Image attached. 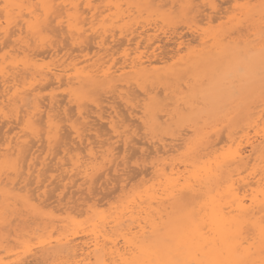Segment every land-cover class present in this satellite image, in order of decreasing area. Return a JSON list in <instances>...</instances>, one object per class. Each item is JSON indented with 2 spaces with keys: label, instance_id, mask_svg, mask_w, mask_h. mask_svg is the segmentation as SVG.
Instances as JSON below:
<instances>
[{
  "label": "rangeland",
  "instance_id": "1",
  "mask_svg": "<svg viewBox=\"0 0 264 264\" xmlns=\"http://www.w3.org/2000/svg\"><path fill=\"white\" fill-rule=\"evenodd\" d=\"M57 1H61L62 3H68L70 1L79 3L80 12L83 14L82 17H84L83 25H81V23L79 25L83 26V30L85 28V30H87L84 33L87 37L84 36V38H86L83 42L76 44L77 46L75 47V44H71L70 40H66L63 36L64 34L60 33V35H57V37L59 36V39H56V34L59 32V29H56L58 26H56L55 22L54 24L51 22L49 24L52 26L48 24V27L50 29L52 27V31L55 30V34L49 28L48 29L55 37L49 34L51 33L49 30V32H43L45 36L49 35L52 36L53 39H56V48L58 50L60 49L57 56L51 57L46 55L47 58L44 56L43 58L41 56L42 53L40 54V52H45L43 49L47 50L48 48L45 46V48L42 47L41 49L40 46H37L33 41L34 39L32 35H29V33H23L26 40L29 41V37L31 39L28 42L29 47L26 48L25 46V49L21 43L13 42L9 39L10 42L6 39L4 44L0 43V55L5 54L8 60L11 59L17 62L27 59H29L28 61L35 59L34 61L36 64L42 65H49L55 62H61L62 60L64 63H68L74 57L73 59H76L75 61H83L82 63L79 62L78 66L86 65L88 63H100L104 65L103 67L105 68L110 67L111 70H120L115 71L116 73L112 79L104 78L105 80L103 79L102 81L100 78L98 79L100 82L97 80L94 84L83 82L85 85L81 84L80 86L71 83H63L59 86L57 84L49 85L46 83L44 85V82H41L40 84L38 83L35 85V87L38 86L36 87L37 89L33 85L36 90L33 91L34 93L32 97L37 100L39 98L40 102L47 101L51 95L60 93L59 95H55L56 99H58V103H60L59 107L55 108L54 106L52 113L57 117L54 118V121L56 119V123L59 118L60 120H63L60 121V123L58 122L59 124L57 123L58 125H61L59 126V133H61L59 136H62L63 134L67 135L65 131H68V133L70 132L68 134L70 139L68 140L66 138L68 135L65 137L63 135L59 140L61 141L62 147L59 146V141L55 143V148H59V152H56L58 149L55 150V148H52L53 151H55L53 153L52 150H50V153L47 150L46 144L42 143L44 140H42V142L37 141L35 139H38V137L35 138V136L28 134L27 136H30L32 139H30L31 141H28L30 144L33 143L30 152L34 149H38V153L35 150L33 151L34 157L35 155L37 156L36 160L39 161L44 158L47 160L44 162L52 163V165L51 163L48 165L45 164L44 166L46 169L44 166L41 167L42 170H40V173L42 176L47 173L44 182H42L44 176L40 177V179L43 178L41 181L42 183L40 184V182H35L33 176L32 178H27L28 183H26V180L21 182L22 177L18 179V177H14V174H9V178L14 179V189L11 188V184L6 186L3 183H0V217L2 216V220L0 219V227H2L0 228V248L3 249V251L0 249V264H81L82 262L78 260L81 258L78 255L80 252L79 250H75V252L71 251L73 253L71 254V252H69L70 248L68 247V249L62 248L64 253L61 249H59L61 252L59 250L57 252V249L52 250V248H50L49 250V248L46 249V247H49L48 245H53L58 238L64 239L66 235H69L70 237L68 236V238H71L72 243L75 244L89 241L88 220H90L92 214L94 215L96 211H103L105 215L108 213L113 215L112 212L120 203L122 204L125 200L136 195L137 192L142 191L145 187L157 184L156 182L158 180L154 175L155 173L152 171L153 164L160 165L165 163L167 167L166 171H168V166L173 164L177 166V173H183V175H186V171L187 169H190V166L187 165V168H184L185 161L183 160H185L187 156H192L194 153L200 152L199 154L201 155L202 153L206 154H203L202 158H204L203 160H207L212 159L215 155L222 154V152H227V150H229L227 148V137L230 134L233 138L235 137L232 147H236L235 144L240 141L239 146L242 150L244 149V152L246 153L249 152V149L251 148V142L257 143L260 140L259 134L255 133L253 128H248L246 122L248 119H251L250 116L254 118L255 116H253V113L256 115L258 113L257 111H262L264 115V10L263 8H260L261 5H264V3H262L264 0ZM22 2L25 6L31 5L32 8L39 7L36 0H23ZM2 3V0H0V22L4 21V15L1 8ZM212 5H214V7ZM89 6H91V8ZM39 9L40 8L36 9L38 14L41 12V9ZM92 11L95 12L94 16H91ZM15 18H18L19 21V17ZM66 19V17L62 18L63 24L61 27L63 29L68 23ZM50 20L51 19H49V22ZM70 20L71 19H69V21ZM2 22L0 25L4 24V22ZM53 26H55V28ZM101 39L103 42H101ZM57 40L59 42H57ZM64 40H66V42ZM46 41L47 44L51 43L54 45L53 42H50L49 38L48 40L46 38ZM85 41L86 43H84ZM87 41L89 43H87ZM78 45L81 46L82 50ZM90 46H92L91 49H89ZM256 47H260V49H256ZM67 48L69 49L67 50ZM79 48L80 51H78ZM258 52H260V56H257ZM37 53H39L40 56L37 55ZM70 53L71 55L66 56V54ZM33 56L35 58H33ZM140 56L143 60L150 58L151 61V65L147 66V69L144 70L143 74L136 70H129L130 61L135 60ZM39 57L42 58L40 59ZM230 58L233 60V63ZM235 58H237V60H235ZM109 80L112 81L110 82ZM26 81H28V79ZM115 84L116 86H114ZM39 88L43 89L41 90ZM68 92L72 94L71 97ZM75 93L79 94L78 97H76L77 95ZM69 98H72V101H70ZM126 98L129 100L128 104L125 103ZM67 107L70 108V112H68L69 109L68 111L65 109ZM78 107L83 112L84 110L85 112H89L87 114H90V117L88 116L89 118L85 119V121L87 120V123H93V128L91 125L83 123L84 121L77 113ZM112 108L119 113L116 112L115 114V112H112ZM63 109L66 114L62 111L59 112ZM71 110L74 112H71ZM134 110H137V112ZM99 111L100 113L102 112L101 114H104V117L109 112L114 115L113 120L117 129L123 135L121 139L113 134L107 122V118L101 120L97 118L96 114ZM67 112L73 114L71 115ZM249 113L253 115H250ZM123 116H125L126 119ZM158 116L160 119H156ZM94 118H96L97 121ZM66 119L68 121H66ZM153 119L158 122L152 123ZM81 121L83 122L81 123ZM5 122V119L3 120L0 118L1 149L4 147L3 135L7 131V128L8 130L10 129V131H7L9 136H13L15 132H18L19 134L23 133L22 129L24 128V126H22V124L24 125L23 120L20 121L19 124L11 121V125ZM21 122L22 124H20ZM130 122L132 123L131 125L129 124ZM102 123L105 125L103 126ZM37 124L39 128V122H37ZM82 124L83 127L86 125L85 128L81 127ZM100 124L102 125L100 126ZM72 125L80 129L83 140L88 137L90 138H87L88 141L94 140V142L92 141V143L90 141L88 146L85 140L79 143L75 133L72 132ZM41 126H44V124L40 125V127ZM98 126H100V128ZM138 126L141 128H138ZM100 131L103 132L102 135L100 134ZM246 131L248 133H246ZM108 132L109 134H107ZM135 132L137 133L135 134ZM40 137L43 139L42 135H40ZM71 137L73 138L71 139ZM219 137H223L224 139H218ZM123 139H125V141ZM66 141L68 144L65 143V145L64 142ZM75 145H78V147L76 148ZM92 145L93 147H91ZM130 145L132 146L131 148L129 147ZM117 146H120V148ZM135 146L136 149L133 151V147ZM157 146L160 148V152ZM52 147L54 146L52 145ZM67 147L68 149L71 147V149L69 150V153L65 154L66 150H63ZM75 148L76 150H73ZM89 148H91L94 156H96L92 161V175L93 173L94 175L97 172L99 173L95 176L93 175L94 177L92 176V180H87L86 183L83 184L79 175L76 176L73 174L74 176H71L70 178L66 176V178L63 177L64 173L61 176L64 179L59 177L61 180L59 178L50 177L51 174L58 175L60 173V170H54L58 165L57 161L64 162V166L69 169L71 162L75 160L76 157L81 161L87 160ZM108 150H110L111 153L108 154ZM131 150L135 152H132V157ZM197 150L199 152H197ZM149 151L150 153H147ZM52 154H55V156ZM107 154L108 157L106 156ZM46 155L47 158H45ZM51 155L55 158H52ZM255 155L256 154H254L252 158ZM64 158L67 161L64 160ZM105 160L106 163L104 162ZM117 161L120 164H116ZM252 161L253 160L251 159L248 164L249 166L247 169H244V172L242 170L243 173L240 172V175H246L249 181L256 179V177L253 176L256 174V171L254 172L251 170ZM108 165L109 169L107 168ZM50 167L53 171L48 170ZM139 168L142 170L141 172L140 170H137ZM90 170L91 169H89V171ZM125 171L128 174H125ZM136 171H139V173L137 174ZM143 171L144 173L146 172L145 175H143ZM132 172L136 173L134 174ZM249 172H251V174H248ZM126 175H128L127 177L130 175V177L126 178ZM250 175H252L254 179ZM119 176L121 180H119ZM117 177L118 180L116 183L115 179H117ZM113 178L115 181H113ZM251 178L253 180H250ZM31 180H33L32 184L29 183ZM51 180H53L52 183H50ZM55 181H57L56 185ZM100 181H103L102 183L105 185L100 183ZM48 183H50V185ZM58 183L61 184L59 185ZM20 184L24 187V189L22 188L23 190L21 189ZM93 185L97 188H94ZM38 186L39 188L36 189ZM90 186L92 190L90 189ZM52 187L57 189L54 188L55 190H52ZM116 187L118 189H116ZM43 188L46 189L44 190ZM47 188L48 192L51 190L48 193L49 198L48 196L46 197ZM66 190L67 193L65 192ZM93 190L95 192L97 191L96 195L94 194L95 192L92 193ZM98 190H100V192ZM80 191L82 192L80 193ZM61 194L62 197L65 196L63 199L61 198ZM71 194L74 195L72 196ZM51 195L53 196V199L52 197L50 198ZM84 195L86 197L85 199L83 198ZM34 196L35 198L32 200ZM91 197L93 198L91 199ZM46 204L48 205L45 206ZM51 207L56 211H53ZM77 209H80L81 211H77ZM91 210L96 211L92 212ZM10 219H12V224H9ZM6 222H8L7 225H5ZM9 229L11 230L10 232ZM81 243L79 245H81ZM65 250L68 254H66ZM72 255L75 256L73 257ZM75 259L77 260L75 261Z\"/></svg>",
  "mask_w": 264,
  "mask_h": 264
},
{
  "label": "bare ground",
  "instance_id": "2",
  "mask_svg": "<svg viewBox=\"0 0 264 264\" xmlns=\"http://www.w3.org/2000/svg\"><path fill=\"white\" fill-rule=\"evenodd\" d=\"M22 1L23 0H2L3 3H2L1 8L3 11V15H4V21H3L4 24L0 25V43L1 44L2 43L4 44L5 43L4 41L6 39L7 40L11 39V41L17 42V43L19 42L24 46V48H25V46L27 48V47H29L28 42L31 39L29 37L28 38L29 41L26 40L25 36H23V33H25V34L29 33V35L30 34L32 35V37L34 39L33 41L35 42V44L37 46H40L41 49H42V47L45 48V46L48 48V49L46 48L47 50L43 49V51H45V52L39 51L40 54L42 53L41 56L46 57V55L47 56L49 55L52 57V56H57V53L60 50V49L58 50L56 48V45H55L56 39H59V36L57 37V35L59 33L64 34L63 36L66 38V40L69 39L71 44H73V45L75 44V47L77 46L76 44L83 42V40H85V38L87 37L86 34L84 35L85 31H87V30H85L86 28L83 30V28H82L83 26L79 25L80 23H81V25H83V21H84V17H82L83 14L80 12L79 3L72 2V1H70L68 3H64V2L62 3L61 1H59V2H61V3H59L57 0H36V2L39 4V7H37V8L41 9V12L39 11L40 13L38 14L36 12L37 8H34V7L32 8L31 5L25 6V4ZM262 3H264V2H262ZM89 7L91 8V6H89ZM260 8H263V10H264V5H261ZM23 11H25V12H23ZM94 13L95 12L92 11L91 16H94L95 15ZM1 17H3V16H1ZM15 17H19V21H18V18L16 19ZM63 17H66L67 18L66 21L68 22L64 27L65 30L61 27L63 24V21H62ZM49 19H51L50 22H49ZM69 19H71V20L69 21ZM1 22H0V24H1ZM51 22H53V24L55 22L56 26L60 27V28L56 27L57 30L59 29V32L56 34L57 38L56 39L54 38L55 40L52 38V36H53L52 32H54V34H55V30L52 31V27H51V29L48 27V24ZM49 25H51V24H49ZM53 27L55 28V26H53ZM48 30L51 32L49 34H51L52 36H49V35L45 36L44 35V32L48 31ZM101 32H99V33H101ZM44 36L47 38V40L49 38L50 42H53L54 45H52L51 43L47 44L46 38ZM84 36H86V37L84 38ZM98 36H101V35H98ZM53 37H55V36H53ZM50 38L52 39V41ZM261 38H262V36H261ZM66 40H64V41L66 42ZM57 42H59V41L57 40ZM101 42H103L102 39H101ZM84 43H86V41ZM87 43H89V42L87 41ZM32 44H33V42H32ZM67 44H68V42H67ZM17 45H19V44H17ZM80 45H78V46L81 48ZM5 46H6V44H5ZM91 47L92 46H90L89 49H91ZM80 48L78 51H80ZM257 48L260 49V47H256V49ZM68 49L69 48H67V50ZM72 49H74V48H72ZM24 50H22V51H24ZM76 50H77V48H76ZM81 50H82V48H81ZM86 50H87V48H86ZM26 51H29V50H26ZM260 52H258L257 56H260ZM31 54H33V53H31ZM34 54H36V53H34ZM82 54H83V52H82ZM234 54H233V59H234ZM26 55L29 56L28 54H26ZM37 55H39V53H37ZM67 55L69 56V55H71V53L66 54V56ZM255 56H256V54H255ZM42 57H39V58L41 59ZM77 57H79V56H77ZM33 58H35V57L33 56ZM73 58L68 63H64V61L62 60L61 62H57V63L55 62V63L49 64V65L48 64L42 65V64H36L34 61L35 59L30 60L31 62L28 61L29 59L17 62V61H13L11 59L8 60V58L5 54L0 55V118L3 120L5 119L6 120L5 123L10 124V125H11V121L15 122L16 124H19V122L22 120L24 121V125L22 124V122L20 123V124H22V126H24V128L22 129L23 133L19 134L18 132H15L13 134V136L12 135L9 136L7 134V131H10V129L8 130V128H7V131L3 135L4 136V139H3L4 140V145H3L4 147L2 146L3 148L2 149L0 148V183H3L6 186H8V184H11L10 185V186H12L11 188L14 189V187H13L14 179L13 178L10 179L8 176L9 174H14L15 175L14 177H18V179L20 177H22V181L20 180L21 182L26 180L25 182L28 183L27 178H29V177L32 178V176L34 177V180L36 183L40 182V184H41L42 182H44V180L47 176V173H45L46 175H43L44 179L43 178L40 179V177L42 176V174L40 173L41 172L40 170H42L41 167H43L45 164L48 165L51 162H49V163L44 162V161H47L44 158L40 159L39 161L36 160L37 156L35 155V157H34V152H33L35 149L32 152H30L32 147H33L32 146L33 143L31 142L32 144H30V142L28 141L31 139L30 136H27L28 134H31V136H35V138L38 137V139H35L37 141L42 142V140H44V142H42V143L46 144L47 150L49 152H50V150H52V152L54 153V151L56 149H58V151H56V152H59V148H55V145H56L55 143L57 141H59L60 138H62V136L64 135L62 133L63 135L62 136L60 135L61 137L59 136V134H61V133H59V130H60L59 126H61V125H58L60 123V121H63V120H60V118L58 117L59 119H58L57 123L58 122L59 123L57 124L55 122L56 119L54 121V118L56 117V115H54L52 113V111L54 110V106H55V108L59 107L60 103H58V99H56L55 95H57V94L59 95L60 93H56L55 95H51L47 99V101L40 102L39 98H38V100H39L38 101L37 99H34V97H32L33 93H34L33 91H35L37 89L36 87H38V86L35 87V85H37L38 83L40 84L41 82H44V85L46 83L49 85L50 84H57L59 86H61L63 83H71L73 85L75 84V85H80V86H81V84H83V82H87V83L89 82L88 84H94L100 78L102 79V81L104 78L105 79L106 78L112 79L114 74L116 73L115 71L120 70V69L111 70L110 67L105 68V67H103L104 65H102L100 63L99 64L88 63L86 65L78 66L79 62H81V61H75L76 59L74 60ZM36 60H38V59H36ZM230 60H231V62L233 61L231 58H230ZM235 60H237V58H235ZM240 61H242V60H240ZM237 63H238V61H237ZM150 65H151L150 58L143 60V59H141V56H140L137 59L130 61L129 70H133V71L136 70L137 72H140L143 74L144 70L147 69V66H150ZM27 79H28V81H26ZM98 82H100V81L98 80ZM106 83H107V81H106ZM33 85L36 89L33 87ZM68 85H70V84H68ZM83 85H85V83ZM114 86H116V84ZM100 87H102V86H100ZM39 89L42 90L43 88H39ZM83 89H81V90H83ZM132 93H134V92H132ZM158 93H159V91H158ZM36 94H37V92H36ZM75 94L77 95L76 97H78L79 94H77V93H75ZM75 94H73V95H75ZM69 95H70V97L72 96L71 93H69ZM155 95H156V93H155ZM45 96H47V95H45ZM152 96H153V94H152ZM137 97H139V96H137ZM73 98H74V96H73ZM70 101H72V98L70 99ZM128 102H129V100H127V98H126L125 103L128 104ZM83 103H85V102H83ZM153 103H154V100H153ZM118 105H119V103H118ZM116 107H117V105H116ZM58 109H61V108H58ZM65 109L67 111L69 109L68 112H70V108L67 107ZM99 109H101V108H99ZM121 110H122V108H121ZM61 111L64 114H66L64 109L60 110L59 112H61ZM134 111L137 112V110H134ZM154 111H155V109H154ZM165 111H168V110H165ZM71 112H74V111L71 110ZM84 112H85V110H84ZM84 112L79 107L77 108V113H78L79 117L84 121V122L81 121V123L83 122L86 124L88 121L87 120L85 121V119L89 118L90 114L89 115L87 114L89 112H85V114H84ZM112 112H115V114H116L117 111H115V109L112 108ZM131 112H130V114H131ZM257 112L258 113L256 115H255V113H253L254 115L249 113L250 115H253L255 117L253 118L252 116H250L251 119H248V121L246 122L248 128L249 127L253 128L254 132L258 133L260 136V140L257 143H253V142L250 143L249 142L250 146H251V148L249 149V152L246 153V152H244V149L242 150L240 148V146H239L240 141L237 144H235L236 147H232V145L234 144V141H235L234 140L235 137L233 138V136H231V134H230L227 137V142H228L227 148L229 150H227V152L225 151V153L222 152V154H220V155H215L212 158L213 160L212 159L203 160L204 158H202V156L205 153H202V155L199 154L200 153L198 151L199 149L197 150V152H199V153H194L192 156L189 155L186 157V159L184 158L185 160H183V161H185L187 163L186 164L184 162V166H185L184 168H187L186 167L187 165L190 166L189 167L190 169H187V171H186L187 172L186 175H183V173L182 174L177 173L176 172V170H177L176 165L170 164L168 166V171H166L167 167H166L165 163H162L160 165L159 164H153L152 165V171L155 173L154 175L156 176V179L158 180L156 182L157 184H152L148 187H145L142 191L137 192L136 195L128 198L122 204L120 203L121 205L119 204V206L115 207L114 211L112 212L113 215H111V213L109 214L108 212H107L108 214L105 215L103 213V211L91 210L92 212H94V211H96V212L94 213V215L92 214L91 215L92 217H90V220H88L89 221L88 232L90 235V236L88 235L89 241L84 242V243L80 242L81 245H79L80 243L75 244V243H72L71 238H68L69 235L68 236L66 235L64 237V239L58 238L53 245H48L49 247H46V249L47 248H49V250H50V248H52V250L57 249V252L59 249H61V251H62V248H67V247L70 248L69 252H71V251L75 252V250H79L80 252L78 255L81 258L78 260H80V262H82L81 264H264V119H263L264 115H263L262 111L261 112L257 111ZM101 113H100V111L97 112V114H96L97 118L100 120L107 118L108 119L107 122L110 126L111 131L113 132V134L115 136H117L118 138L121 139L123 137V135L117 129V126L113 120L114 115H112L111 112H109L104 117L103 116L104 114H101ZM117 113H119V112H117ZM68 114H71V113H68ZM152 115H154V114H152ZM62 116H60V117H62ZM159 116L156 119H160ZM247 116H248V114H247ZM66 117H67V115H66ZM91 117H93V116H91ZM123 117L126 119L125 116H123ZM127 118H129V117H127ZM247 118H249V117H247ZM75 119H77V118H75ZM94 119L97 121L96 118H94ZM154 119H153L152 123L153 122L157 123L158 121H154ZM128 120H130V119H128ZM66 121H68V120L66 119ZM37 122H39V124L42 122L40 125L44 124V126L40 127V125H39V128H38ZM98 122H99V120H98ZM120 122H122V121H120ZM131 122L129 123L130 125L133 123V122L132 123ZM61 123H64V122H61ZM74 123H76V122H74ZM87 124H89L91 126L93 125V123L92 124L87 123ZM102 124H100V126ZM62 125H64V124H62ZM104 125L105 124H103V126ZM85 126L83 127V124L81 125V127H83V128H85ZM93 126H92V128H93ZM100 126H98V127L100 128ZM138 128H141V127L138 126ZM72 130H73L72 132L75 133V136L78 139L79 143H81V141L85 140L87 146L90 144L91 140L88 141V139H90V138L86 137L83 140L80 129H78L77 127L72 125ZM242 130H243V128H242ZM244 131H245V129H244ZM0 132H1V130H0ZM65 132L67 135L70 133V132L68 133V131H65ZM127 132H128V130H127ZM102 133L103 132H101L100 134L102 135ZM136 133L137 132H135V134ZM246 133H248V132L246 131ZM107 134H109V132ZM40 135L43 136V139H41L42 137H40ZM67 135H64V137ZM107 136H109V135H107ZM243 136H245V135H243ZM66 138L69 140L70 139L69 135ZM72 138L73 137H71V139ZM130 138H132V137H130ZM220 138H223V137H219L218 139H220ZM166 139H168V138H166ZM123 140L125 141V139H123ZM92 141L94 142V140H92ZM33 142H34V140H33ZM41 142H40V144H41ZM72 142H74V141H72ZM128 142H129V140H128ZM134 142H136V141H134ZM218 142H219V140H218ZM220 142H221V140H220ZM58 143L60 145L59 144H57V145H59V146L62 145L61 141H59ZM65 143L68 144L67 141L64 142V144ZM27 144H28V146H27ZM178 144H180V143H178ZM52 145L54 147H52ZM29 146H31V147H29ZM59 146H57V147H59ZM126 146H128V145H126ZM132 146H133V144H132ZM132 146L130 145L129 147L131 148ZM64 147H66V146H64ZM75 147L77 148L78 145L77 146L75 145ZM91 147H93V145ZM117 147L120 148V146H117ZM36 148H38V147H36ZM52 148H55V150L53 151ZM76 148L73 150H76ZM108 148H110V147H108ZM133 148H134L133 151H135L136 146ZM157 148H158V146H157ZM177 148H179V147H177ZM70 149H71V147H69V149L67 147V148H64V150L63 149L62 150L63 151L66 150V152H65V154H66V153L70 152L69 151ZM112 149H114V148H112ZM150 149H151V147H150ZM159 149L160 148H158V150ZM37 150L38 149H36L35 151H37ZM110 150H108V154L111 153L112 150L111 151ZM133 151L131 150V157L133 155L132 154ZM150 151L147 153H150ZM23 152H25L26 154ZM159 152H160V150H159ZM37 153H38V151H37ZM46 153H48V152H46ZM133 153H135V152H133ZM23 154H25V155H23ZM99 154H101V153H99ZM103 154H105V153H103ZM108 154L106 155L107 157H108ZM254 154H256V155L252 158V156ZM52 155L55 156V154H52ZM52 155H51V157L55 158ZM38 157H40V156H38ZM51 157H50V159L52 160ZM69 157H70V155H69ZM95 157L96 156H94L93 151L91 150V148H89L87 160L81 161L78 157H76L75 160H73L72 162L70 161L71 164L69 166V169L64 166V164H65L64 162L57 161L58 165L54 168V170L55 171L60 170V173L58 175L55 174L56 176L51 174L50 177L59 178L64 173L63 177L67 176L68 178H70L71 176H74L73 174H75L76 176H78V175L80 176V178L82 179L83 184H84V183H86L87 180H90L92 178V176L94 175V173L92 175V172H93L92 161ZM45 158H47V155ZM251 159L253 160L252 161L253 163H251V170H253L254 172L256 171L255 172L256 174L253 175L254 177H256V179H254V177L252 175H250L254 179L253 180L251 178L250 180H253V181H249V179L247 178L246 175L245 176L240 175L241 174L240 172H242V170L244 172L245 171L244 169H247V167L249 166L248 164L250 163ZM64 160H66V159L64 158ZM71 160H72V158H71ZM97 160H99V159H97ZM106 160L104 161L105 163H106ZM117 162H116V164H120L119 162L118 163ZM53 163H55V162H53ZM51 165H52V163H51ZM51 165H49V166H51ZM138 165H140V164H138ZM108 167H109V165L107 166V168ZM44 168H45V166H44ZM89 169H91V170L89 171ZM48 170L53 171V169H51V167ZM137 170H140V168ZM141 171L142 170H140V172ZM136 172H137V174L139 173V171H136ZM136 172H132V173L135 174ZM143 173H144V171H143ZM145 173L143 175H145ZM125 174H128V173H126V171H125ZM248 174H251V172H249ZM120 176H121V174H120ZM120 176H119V180H121ZM127 176L128 175H126V178L130 177V175H129V177H127ZM61 178H59V179L61 180ZM42 179H43V181H42ZM62 179H64V178H62ZM77 179H78V177H77ZM115 180L113 178V181H115L117 183L118 177ZM32 181L33 180H31V182H29V183L32 184ZM52 181L53 180H51V182L50 181L49 182L52 183ZM57 181H59V180H57ZM57 181H55V185H56ZM111 181H112V179H111ZM102 182L100 181V183H102ZM50 183H48V184L50 185ZM96 183H97V180H96ZM53 184H54V182H53ZM58 184L60 185L61 183H58ZM102 184L105 185L104 183H102ZM126 184H127V181H126ZM55 185H53V186H55ZM72 186H74V185H72ZM93 186H92V188H93ZM45 187H46V185H45ZM18 188H20V187H18ZM18 188H16V189H18ZM22 188L24 189V187H22V185H21V189ZM38 188H39V186L36 189H38ZM48 188L46 190L47 191L46 197L48 196V198H49L48 193L51 190L48 192ZM54 188L55 187H52L51 189L53 190ZM94 188H97V187L94 186ZM129 188H131V187H129ZM3 189H6V188H3ZM55 189H57V188H55ZM90 189H91V186H90ZM116 189H118V188L116 187ZM98 191L100 192V190H98ZM65 192L67 193V190ZM81 192L82 191H80V193ZM94 192L95 191L93 190L92 193H94ZM96 192L94 193L95 195H96ZM52 195L50 196V198L52 197V199H53ZM63 195H65V194H63ZM79 196H80V194H79ZM63 197H65V196H63ZM63 197L61 194L62 199H63ZM93 197H91V199ZM103 197H105V196H103ZM34 198H35V196L33 197L32 200H34ZM83 198L84 199L86 198L85 195ZM88 198H90V197H88ZM59 200H61V199H59ZM43 204H44V202H43ZM47 205L48 204H46L45 206H47ZM75 206H73V207H75ZM91 207H92V205H91ZM80 209H77V211L78 210L81 211ZM53 211H56V210L53 209ZM13 213H14V211H13ZM74 213H75V211H74ZM88 213H91V212H88ZM16 214H18V213H16ZM13 217H14V214H13ZM1 218H2V216L0 217V219ZM11 220L12 219L9 220V224L11 223ZM7 223L8 222H6L5 225H7ZM2 225H3V223H2ZM0 228H2V227H0ZM10 231L11 230L9 229V232ZM17 231H19V230H17ZM73 238H74V236H73ZM0 249L3 251L2 248H0ZM66 250H65V252H66ZM40 252H41V250H40ZM62 252L64 253V250ZM72 252H71V254H73ZM63 253H61V254H63ZM66 254H68V253L66 252ZM8 257H9V255H8ZM46 259H47V257H46ZM38 260H40V259H38ZM76 260L77 259H75V261Z\"/></svg>",
  "mask_w": 264,
  "mask_h": 264
},
{
  "label": "snow or ice",
  "instance_id": "3",
  "mask_svg": "<svg viewBox=\"0 0 264 264\" xmlns=\"http://www.w3.org/2000/svg\"><path fill=\"white\" fill-rule=\"evenodd\" d=\"M214 7V5H212ZM7 7V6H6Z\"/></svg>",
  "mask_w": 264,
  "mask_h": 264
}]
</instances>
